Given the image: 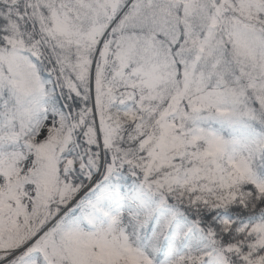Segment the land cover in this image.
Wrapping results in <instances>:
<instances>
[{"label": "snow or ice", "instance_id": "snow-or-ice-1", "mask_svg": "<svg viewBox=\"0 0 264 264\" xmlns=\"http://www.w3.org/2000/svg\"><path fill=\"white\" fill-rule=\"evenodd\" d=\"M0 264H264V0H0Z\"/></svg>", "mask_w": 264, "mask_h": 264}]
</instances>
